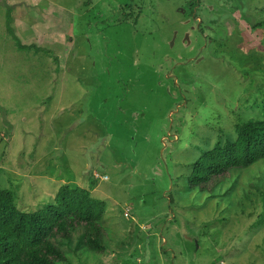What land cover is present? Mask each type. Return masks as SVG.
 <instances>
[{
	"label": "rangeland",
	"instance_id": "obj_1",
	"mask_svg": "<svg viewBox=\"0 0 264 264\" xmlns=\"http://www.w3.org/2000/svg\"><path fill=\"white\" fill-rule=\"evenodd\" d=\"M12 1L42 51L8 32ZM261 90L264 0H0V189L28 212L64 184L106 202L107 252L77 232L61 264H264L247 193L264 163L214 192L189 183Z\"/></svg>",
	"mask_w": 264,
	"mask_h": 264
},
{
	"label": "trees",
	"instance_id": "obj_2",
	"mask_svg": "<svg viewBox=\"0 0 264 264\" xmlns=\"http://www.w3.org/2000/svg\"><path fill=\"white\" fill-rule=\"evenodd\" d=\"M12 11L13 6L8 5L7 27L19 49L42 51L44 48L37 44L21 41L12 26ZM261 24L256 22L253 28ZM261 91L254 107L257 112L237 122L225 138L221 137L195 161L189 176L193 189L214 192L234 171L264 163V91ZM256 178L249 185L258 191V198H254L253 191L247 193L252 196L254 207L259 208L264 205V173ZM105 212L106 202L80 186L62 185L53 202L32 212L17 206L12 190L0 189V264H61L68 260L63 244L71 243L77 232L80 233L77 248L106 253ZM125 215L129 216V210Z\"/></svg>",
	"mask_w": 264,
	"mask_h": 264
},
{
	"label": "crops",
	"instance_id": "obj_3",
	"mask_svg": "<svg viewBox=\"0 0 264 264\" xmlns=\"http://www.w3.org/2000/svg\"><path fill=\"white\" fill-rule=\"evenodd\" d=\"M7 4L8 5H12V6L16 5V6H14V10L12 11V12H16V10L19 9L18 6L23 5L24 3L23 2H14V1H12V3L7 2ZM17 20H18L17 19V15L13 14V23L12 24H14L13 26H14V28H16V30H15L16 34L19 36L17 28H22L24 31L25 30L28 31V34L30 36L29 39L31 38L32 39L31 42L33 41L32 44H37L38 45V43L36 41L39 39V31H35L34 29H31L29 31V30L25 29L24 28L25 26H24V23H23L24 16L22 14L19 15V23L21 25L17 24Z\"/></svg>",
	"mask_w": 264,
	"mask_h": 264
},
{
	"label": "built area",
	"instance_id": "obj_4",
	"mask_svg": "<svg viewBox=\"0 0 264 264\" xmlns=\"http://www.w3.org/2000/svg\"><path fill=\"white\" fill-rule=\"evenodd\" d=\"M97 176H98V174H97Z\"/></svg>",
	"mask_w": 264,
	"mask_h": 264
}]
</instances>
